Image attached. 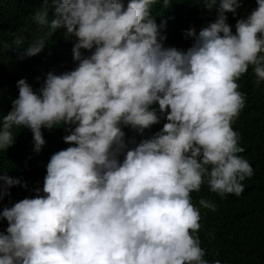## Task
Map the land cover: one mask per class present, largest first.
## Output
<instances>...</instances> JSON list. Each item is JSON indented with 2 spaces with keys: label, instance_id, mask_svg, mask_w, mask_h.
Instances as JSON below:
<instances>
[{
  "label": "clouds",
  "instance_id": "clouds-1",
  "mask_svg": "<svg viewBox=\"0 0 264 264\" xmlns=\"http://www.w3.org/2000/svg\"><path fill=\"white\" fill-rule=\"evenodd\" d=\"M156 3L45 0L34 17L49 30L24 55L63 28L75 40V67L49 71L35 90L16 82L18 96L0 118V151L20 127L37 153L42 129L63 126L70 146L50 156L42 189L0 211V264H209L198 235L201 214L216 211L208 194L239 197L254 174L232 124L246 100L237 81L251 67L264 83V0H248L253 10L236 19L235 32L227 13L235 18L243 0H202L215 19L184 30L186 50L165 46ZM0 182V199L12 186L27 188L6 174ZM204 185L215 194L200 192Z\"/></svg>",
  "mask_w": 264,
  "mask_h": 264
},
{
  "label": "trees",
  "instance_id": "trees-1",
  "mask_svg": "<svg viewBox=\"0 0 264 264\" xmlns=\"http://www.w3.org/2000/svg\"><path fill=\"white\" fill-rule=\"evenodd\" d=\"M47 3L51 5L52 0H47ZM44 6L45 0H0V118L11 110V102L18 96L16 82L19 79H26L35 90L49 71L60 74L75 67L72 59L75 40L66 36L63 28L47 36L39 53L24 55L27 47L49 30L47 25L41 26L34 19ZM252 10L248 0H243L235 18L227 13L233 32L236 19L246 18L250 13L244 12ZM152 15L158 24L165 21L162 30L166 37L165 46L184 50L192 43L190 38L184 37V30L195 26L198 31L215 19V11L204 9L202 0H170L167 7L164 0H157L152 6ZM51 18L52 9L49 7L47 19L50 21ZM237 83L238 91L246 94V100L232 127L239 135V145L245 149L239 155L248 160L254 174L245 179L244 192L239 197L233 194L228 199L218 200L208 194V199L216 204V211L201 214L198 235L205 251L204 259L209 264L216 261L220 264H264V83L256 84L251 67ZM164 122L162 120L145 130L144 137L159 131ZM124 131L129 141L139 142L141 139L133 130L125 128ZM13 132L15 143L0 151V175L20 178L27 182V188L12 186L10 195L0 199V211L34 196L36 187L42 189L50 156L70 146L63 142V136L68 134L63 126L42 129L46 143L38 153L33 150L29 129L14 128ZM129 146L134 145L130 143ZM200 192L205 195L212 193L206 185ZM6 228L7 221L0 218V232Z\"/></svg>",
  "mask_w": 264,
  "mask_h": 264
}]
</instances>
